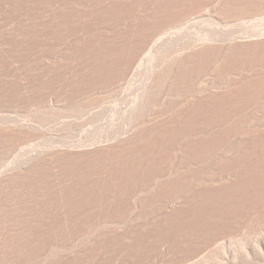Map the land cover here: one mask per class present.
Instances as JSON below:
<instances>
[{"label": "rangeland", "instance_id": "374dc122", "mask_svg": "<svg viewBox=\"0 0 264 264\" xmlns=\"http://www.w3.org/2000/svg\"><path fill=\"white\" fill-rule=\"evenodd\" d=\"M263 40L264 0H0V264H264Z\"/></svg>", "mask_w": 264, "mask_h": 264}, {"label": "bare ground", "instance_id": "6f19581e", "mask_svg": "<svg viewBox=\"0 0 264 264\" xmlns=\"http://www.w3.org/2000/svg\"><path fill=\"white\" fill-rule=\"evenodd\" d=\"M258 38H259V37H258ZM262 39H263V37H262ZM255 41H256V40H255ZM250 42H251V41H250ZM262 42H264V40H263ZM254 43H255V42H254ZM203 45H204V44H203ZM254 45H255V44H254ZM263 46H264V43H263ZM197 47H198V46H197ZM258 48H259V47H258ZM200 49H201V48H200ZM254 49H255V48H254ZM256 50H257V49H256ZM261 50L264 51L263 49H261ZM193 51H194V50H193ZM199 51H200V50H199ZM247 52H248V51H247ZM262 53H263V52H262ZM263 54H264V53H263ZM256 55H257V54H256ZM246 56H247V55H246ZM251 57H252V56H251ZM247 58H248V57H247ZM247 58H246V59H247ZM248 59H249V58H248ZM250 59H251V58H250ZM263 59H264V58H263ZM255 60H256V58H255ZM248 61H249V60H248ZM250 61L252 62V60H250ZM250 61H249V62H250ZM249 62H248V64L246 65V68H245V69L248 68L247 72L250 73V74H249L250 76H253V75H251V74L253 73L254 69H256V66H258V65H257L256 63H255L256 65L253 64L254 61H253L252 64H249ZM261 63H262V64H261ZM241 66H242V65H241ZM247 66H248V67H247ZM259 67H260V68H259L260 70H263V71H264V61L260 62V66H259ZM242 70H244V69H242ZM242 70H241V71H242ZM263 71H262L261 73H263ZM239 72H240V71H239ZM255 72H256V71H255ZM255 72H254L253 74H254V77H255V80H256V75H257V74L255 75ZM241 73H242V72H241ZM241 73H240V74H241ZM243 73H245V71H244ZM257 73H259V72H257ZM261 73H259V74L262 75V77H263V76H264V75H263L264 73H263V74H261ZM246 74H247V73H246ZM246 74H245V76H246ZM260 75H259V76H260ZM257 76H258V75H257ZM247 78H248V80H249V76H247ZM227 79H229V78H227ZM253 79H254V78H253ZM253 79H251V81H252ZM248 80H247V81H248ZM224 81H225V80H224ZM224 81H222V82H224ZM261 81H262V80H261ZM216 82H217V81H216ZM249 82H250V80H249ZM219 83H220V82H219ZM225 83H226V82H225ZM225 83H224L223 85H226ZM228 83H230V82H228ZM228 83H227V85H229ZM231 83L234 84L235 82L232 81ZM237 83H238V82H237ZM214 84H215V83H214ZM223 85L220 84V86H223ZM227 85H226V86H227ZM250 85H251V84H250ZM210 86H211V85H210ZM226 86H224V87H226ZM229 86L231 87V84H230ZM232 86H233V85H232ZM235 86H236V85H235ZM239 86H240V85H239ZM242 86H243V85H242ZM205 87L207 88V86H205ZM205 87H204V88H205ZM212 87H214V86H212ZM212 87H211V88H212ZM216 87L218 88V85H217ZM224 87H222V90H223ZM233 87H234V86H233ZM211 88H210L209 91L206 92V93L210 94V93H211V92H210V91H211ZM217 88H216V89H217ZM227 88H228V87H227ZM238 88H239V87H238ZM251 88H252V87H251ZM263 88H264V87H263ZM213 89H215V88H213ZM216 89H215V91H216ZM218 89H219V88H218ZM206 90H208V89H206ZM206 90H204V91L202 90L203 93H204ZM212 91H213V90H212ZM219 91H221V89H220ZM219 91H218V92H219ZM224 91H226V90L224 89ZM239 91H240V90H239ZM199 92H201V90H199ZM213 92H214V91H213ZM216 92H217V91H216ZM216 92H215V93H216ZM221 92H222V91H221ZM221 92H220V93H221ZM197 93H198V92H197ZM206 93H204L205 95L201 94V96L197 95V97L199 98V99L197 98V99H198V102H196V99H193V98H196V97H193V98H192L191 96H189V97H191V98L193 99V101H195V102H193V101H191V99H189V100L191 101V102H190L191 105H192V102H193V103H197V105H199V104H201V103H204V104L207 103V104H209V103H210L209 99H212L211 97H212V96H215V94L211 93V97H208V96H210V95L207 94V95H208V96H207ZM220 93H218V95H216L215 97L221 95ZM223 93H224V92H223ZM226 93H227V92H226ZM198 94H199V93H198ZM241 94H242V93H241ZM246 94H247V93H246ZM195 95H196V94H195ZM195 95L192 94V96H195ZM228 96H229V95H228ZM228 96H227V97H228ZM241 96H242V95H241ZM256 96H257V95H256ZM259 96H260V95H259ZM261 96H262V98H260V99H257V97H256L257 100L255 99V101H254L253 98H252V101H254V102L251 101L252 105H253V103H254V105L257 104L258 106H259V105H260V106L263 105V104H264V94L262 93ZM221 97H222V95H221ZM221 97H219V99H220ZM232 97H234V96H232ZM236 97H237V96H236ZM239 97H240V96H239ZM250 97H251V95H250ZM187 98H188V97H187ZM187 98H186V99H187ZM248 98H249V97H248ZM213 99H215V100H213V101L218 100V98H217V99H216V98H213ZM199 100L201 101V103H199ZM228 100H229V99H228ZM184 101H185V100H184ZM206 101H209V103L206 102ZM211 101H212V100H211ZM213 101H212V103H210L212 106L215 105V104H214L215 102L213 103ZM247 102H248V101H247ZM183 103H185L184 105H186V101L183 102ZM188 103H189V102H188V100H187V104H188ZM224 104H225V103H224ZM238 104H239V103H238ZM248 104H249V102H248ZM195 105H196V104H195ZM197 105H196V107H197ZM241 105H242V104H241ZM254 105H253V106H254ZM182 106H183V105H182ZM192 106H193V105H192ZM205 106H206V105H205ZM208 106H210V105H207L206 107H208ZM263 106H264V105H263ZM189 107H190V108H189ZM189 107L187 106V108H189V109L191 110V109H192L193 107H195V106L191 107V106L189 105ZM202 107H203V104H202ZM202 107H201V105H200V108H202ZM206 107H203V110H204V108H206ZM210 107H211V106H210ZM210 107H209V108H210ZM251 107H252V106H251ZM261 107H262V106H261ZM187 108H186V109H187ZM198 108H199V106H198ZM200 108H199V109H200ZM248 108H250V107H248ZM253 108H254V107H253ZM184 109H185V107L183 108V111H184ZM186 109H185V110H186ZM199 109H198V110H199ZM207 109H208V108H207ZM207 109H205V111H206ZM225 109H226V108H225ZM262 109H264V108H262ZM194 110H195V109H194ZM198 110H197V111H198ZM201 110H202V109H201ZM201 110H200V111H201ZM208 110H209V109H208ZM187 111H188V110H187ZM187 111L184 112V113H185L184 115H186ZM251 111H252V110H251ZM253 111H254V110H253ZM202 112H204V111H202ZM206 112H207V111H206ZM256 112H257V111H256ZM188 113H190V111H189ZM188 113H187V114H188ZM219 113H220V112H219ZM221 113H222V112H221ZM244 113H245V112H244ZM234 114H235V113H234ZM259 115H260V114H259ZM187 116L189 117L190 114H189V115H186V118H184V119L186 120V123H187V119H189V118H187ZM229 116H230V115H229ZM209 117H210V114H209ZM249 118H250V117H249ZM249 118H247V119H249ZM259 118H260V117H259ZM256 119H257V118H256ZM189 120H190V119H189ZM192 120H193V118H192ZM221 120H222V119H221ZM233 120H234V119H233ZM249 120H250V119H249ZM184 122H185V121H184ZM188 122H189V121H188ZM216 123H217V122H216ZM263 123H264V122H263ZM203 124H204V123H203ZM214 124H215V123H214ZM261 124H262V123H261ZM185 125H186V124H185ZM222 125H223V124H222ZM224 125H226V124H224ZM236 125H237V124H236ZM245 125H246V126H244L243 128H242V127H239L240 129L242 128L241 130H238V131L234 132L233 135H232V133H233V132H232V133L230 134V137H229V138H227L226 140L224 139L226 142L223 143L224 145H223L222 147L218 144L217 146H220L221 148L218 147V152H217V153H215V151H217V150H214V153H215L216 155L213 154V156H211V158H213V157L215 156V157H214L215 160H214V159H211V158H210V159H211V160H214L215 162H218V161L220 162V160L224 161V163H225V161H228V162H229L230 160H229L228 158L231 159V156L233 155V154H230L229 152H227V150L229 149V146L233 143V141H234L236 138H239V139L243 140V138H244L243 134H244L245 132H247V129L249 130V128L253 126V125L251 124V122H250V123H247V124H245ZM254 125H255V124H254ZM182 126H183V125H182ZM186 126H187V125H186ZM186 126H185V127H186ZM188 126H189V124H188ZM239 126H240V125H239ZM262 126H263V125H262ZM190 127H191V126H190ZM221 127H223V126H221ZM187 128L189 129V127H186V129H187ZM202 128H203V127H202ZM207 128H208V127H207ZM219 128H220V127H219ZM224 128H225V127H224ZM228 128H229V127H228ZM228 128H227V129H228ZM235 128H236V127H235ZM252 128H254V126H253ZM205 129H206V128H205ZM227 129H226V130H227ZM198 130H199V129H198ZM235 130H236V129H235ZM235 130H234V131H235ZM188 131H189V130H188ZM188 131H187V130L184 131L185 134H184V138H183V139H185V142H190V141H186V140H188V138L191 137V135H189V133H191V131H190V132H188ZM207 131H208V130H207ZM229 131H230V129H229ZM195 132H196V130H194V132H193L194 135L196 136V134H199L198 132H200V130H199L198 132H196V134H195ZM205 132H206V131H205ZM256 132H257V131H256ZM208 134H210V133H208ZM220 134H222V133H220ZM227 134H228V133H227ZM192 135H193V134H192ZM200 135H201V134H200ZM231 135H232V136H231ZM188 136H190V137H188ZM221 136H222V135H221ZM240 136H241V137H240ZM242 136H243V138H242ZM246 136H247V134H246ZM263 136H264V135H263ZM193 138H194V136H193ZM198 138H199V136H198V137L196 136V137H195V140L198 141V140H197ZM206 138H207V136H206ZM225 138H226V137H225ZM183 139H182V140H183ZM216 139H217V138H216ZM239 139H238V140H239ZM246 139H248V138H246ZM195 140H194V141H195ZM222 140H223V139H222ZM224 140H223V141H224ZM236 140H237V139H236ZM191 141H192V140H191ZM219 141H220V140H219ZM223 141H222V142H223ZM263 141H264V140H263ZM183 142H184V141H183ZM185 142H184V146H185V145H188V144H186ZM200 142H201V141H200ZM222 142H221V143L219 142V143L222 144ZM192 143H193V141H192ZM195 143H196V142H195ZM257 143H258V142H257ZM197 144H198V143H197ZM250 144H251V143H250ZM210 145H211V144H210ZM232 145H235V144H232ZM188 146H189V147H188ZM188 146H185V147L191 148L190 145H188ZM193 146H195V145H193ZM197 146H198V145H196V147H197ZM215 146H216V145H215ZM217 146H216L215 148H217ZM254 146H255V145H254ZM232 147H235V146H232ZM188 148H187V149H188ZM193 148H194V147H193ZM226 148H228V149H226ZM187 149L184 148V150H186V152H187ZM198 149H199V148H198ZM230 149H232V148L230 147ZM207 150H208V149H207ZM225 150H226V151H225ZM234 150H235V148H233L232 151H234ZM232 151H230V152L233 153ZM184 152H185V151H184ZM189 152H190V151H189V149H188V153H187V155L189 154ZM192 152H193V151H192ZM206 152H207V151H206ZM210 153H211V152H210ZM227 153H228L229 155H231V156H230V157H227V155H228ZM183 154H184V153H183ZM185 154H186V153H185ZM189 155H190V154H189ZM205 155H206V154H205ZM207 155H208V154H207ZM210 155H212V154H210ZM186 157H188V156H186ZM198 157H199V155H198ZM208 157H209V156H208ZM245 157H246V156H245ZM262 157H263V156H262ZM188 158H189V157H188ZM188 158H185L186 160H184V162L188 160L187 163H188V162L191 163V161H189ZM192 158H193V157H192ZM196 159H197V158H196ZM216 159H217V160H216ZM197 160H198V159H197ZM199 160H200V159H199ZM203 161H204V160H203ZM239 161H240V160H239ZM248 161H249V160H248ZM215 162H213V163H215ZM219 162H218V163H219ZM254 162H255V161H254ZM187 163L185 164V166H187V167L190 168V164H189V166H188ZM209 163H210V162H209ZM218 163H216V164L218 165ZM222 163H223V162H222ZM226 163H227V162H226ZM242 163H243V162H242ZM211 164H212V163H211ZM262 164H263V163H262ZM200 165H201V164H200ZM212 165H213V164H212ZM217 165H216V166H217ZM193 166H194V165H193ZM209 166H210V165H209ZM214 166H215V165H214ZM216 166H215V167H216ZM221 166H223V165H221ZM254 166H255V165H254ZM187 167L185 168V169H186L185 171L188 170ZM191 167H192V166H191ZM212 167H213V166H212ZM199 168H200V167H199ZM259 168H262V167H259ZM259 168H258V169H259ZM211 169H213V168H211ZM188 171H189V170H188ZM227 171H228V170H227ZM258 171H259V170H258ZM183 172H184V171H183ZM187 173H188V172H187ZM210 173H211V172H210ZM229 173H230V172H229ZM232 173H233V172H232ZM206 174H207V173H206ZM206 174L204 173L205 176H203V175L201 174L202 176H200V178H198V177H199V176H198L197 178H198V180H199V179L201 180V182L199 181V183H201V185H200L199 183H198V184H199V185H198V184H197V181H196V184L194 183V186L197 185V186L200 187V186H202L203 184L205 185V183L208 182V181L211 182L212 180H213V181L215 180V181L217 182V181L219 180V177H216V178L213 179V175H212L211 178H209L210 176L208 177V176H206ZM207 175H208V174H207ZM229 175H230V174H229ZM251 175H252V174H251ZM187 176H188V175H187ZM231 176H232V174H231ZM231 176H230V178H231ZM220 177H221V176H220ZM197 178H196V179H197ZM221 178H222V180H223V179L225 180V179H228L229 177H226V178L221 177ZM221 178H220V179H221ZM230 178H229V179H230ZM189 179H190V178H189ZM239 179H241V178H239ZM242 179H243V178H242ZM244 180H245V179H244ZM187 181H188V180H187ZM215 181H214V182H215ZM219 181H220V180H219ZM248 181H249V180H248ZM202 182H205V183L202 184ZM258 182H259V181H258ZM218 183H219V182H218ZM232 183H233V182H232ZM206 184H207V183H206ZM214 184H215V183H214ZM219 184H221V183H219ZM187 186H188V185H187ZM212 186H213V184H212ZM244 186H245V185H244ZM248 186H249V185H248ZM188 187H189V186H188ZM188 187H187V188H188ZM199 187H198V188H199ZM206 187H207V186H206ZM187 188H186V189H187ZM200 188H201V187H200ZM193 189H194V188H193ZM217 189H218V188H217ZM190 190H191V189H190ZM248 190H249V189H248ZM229 193H230V192H229ZM229 193H228V195H229ZM188 195H189V194H188ZM256 195H257V194H256ZM183 196H184V195H183ZM186 196H187V195H186ZM232 203H233V202H232ZM89 213H90V212H89ZM262 213H263V212H262ZM75 220H76V219H75ZM71 223H72V222H71ZM85 226H86V225H85ZM91 226L93 227V225H91ZM93 228H94V227H93ZM185 228H186V227H185ZM74 229H75V228H74ZM88 229H89V230H87V228H86V230L82 229V230H84V231L81 230L80 233H78L77 235L75 234V236H73L74 238L72 237L73 240H72V241H69V245H70L69 248H70V249L73 248L72 250L74 251V250H76V249L78 248V246H80V245L82 246L81 243H82V242H85L86 239H87L86 242L89 241L88 239L90 238V236H91L94 232L91 233V232H90V228H88ZM93 230H94V229H93ZM93 230H91V231H93ZM76 232H77V230H76ZM76 232H75V233H76ZM90 233H91V234H90ZM190 234H191V233H190ZM60 243H61V242H60ZM83 244H84V243H83ZM88 245H89V244H88ZM60 247H61V248H60ZM60 247H58V245H57V246L55 247V250H54L55 253H58L59 257H60V255H62V254L65 252V251H64V252L62 253L61 250L65 249V248H64L63 246H61V245H60ZM67 247H68V245H67ZM67 247H66V248H67ZM75 247H76V248H75ZM59 248H60L61 250H60ZM62 248H63V249H62ZM70 249H68V250L72 253V251H71ZM78 249H79V248H78ZM65 250H66V249H65ZM76 251H77V250H76ZM60 252H61L62 254H61ZM67 252H68V251H67ZM74 252H75V251H74ZM59 253H60V254H59ZM64 254H65V253H64ZM68 254H69V252H68ZM75 254H76V253H75ZM54 255H57V254H54ZM71 255H72V254H71ZM59 257H58V258H59ZM67 257H68V256H67ZM63 259H64V258H63ZM59 260H60V259H59ZM60 261H61V260H60ZM64 264H65V263H64Z\"/></svg>", "mask_w": 264, "mask_h": 264}]
</instances>
